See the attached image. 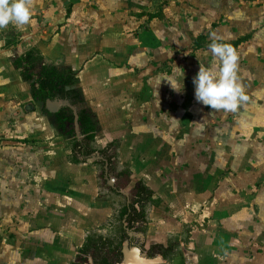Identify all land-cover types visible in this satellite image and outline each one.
Returning <instances> with one entry per match:
<instances>
[{"label": "rangeland", "instance_id": "rangeland-1", "mask_svg": "<svg viewBox=\"0 0 264 264\" xmlns=\"http://www.w3.org/2000/svg\"><path fill=\"white\" fill-rule=\"evenodd\" d=\"M32 4L30 22L0 39L71 67L84 98L72 109L90 108L98 130L87 156L77 129L61 135L30 82H15L0 40V77L13 81L0 100L24 119L11 123L21 140L0 139V264H71L87 239L112 249L124 235V264H263L264 0ZM213 40L239 56L249 100L236 112L194 98ZM141 184L152 196L133 204L145 215L133 230L121 211Z\"/></svg>", "mask_w": 264, "mask_h": 264}, {"label": "trees", "instance_id": "trees-1", "mask_svg": "<svg viewBox=\"0 0 264 264\" xmlns=\"http://www.w3.org/2000/svg\"><path fill=\"white\" fill-rule=\"evenodd\" d=\"M237 42L234 43L236 45ZM11 63L14 68L20 70L21 78L24 81L30 82V93L33 100L42 103V110L45 109L44 103L46 99H66L70 106L62 107L57 112L53 113L57 131L61 135L71 136L77 139L75 133V124H77L81 140L85 143L86 156L94 152L89 143L94 140L98 130V123L95 114L88 107H80L73 112L74 107L84 101L83 95L77 84L76 72L67 67L58 69L55 65L46 61L43 54L35 47H31L19 55L13 54L11 56ZM79 147L77 141L71 148L74 150ZM110 146V145H109ZM108 147V146H107ZM105 148L100 151L104 153ZM79 152V151H76ZM106 153V152H105ZM74 163L78 162L75 158ZM120 174H127L125 172ZM131 202L128 206H124L121 213L125 215L127 227L133 230H138L139 222L145 221L143 211L137 210L133 204L141 203L142 201L151 198L152 192L143 184L135 187L130 192ZM150 195V196H149ZM127 236L121 237L118 246L109 249L105 246L107 242H100L96 246L90 239H87L83 245L77 250L74 261L71 264H114L121 261L122 258V243ZM161 248V245H151L150 250ZM103 253V255H101ZM158 253V251H155ZM91 256V259H89Z\"/></svg>", "mask_w": 264, "mask_h": 264}, {"label": "clouds", "instance_id": "clouds-1", "mask_svg": "<svg viewBox=\"0 0 264 264\" xmlns=\"http://www.w3.org/2000/svg\"><path fill=\"white\" fill-rule=\"evenodd\" d=\"M33 13L32 0H0V29L10 23L17 26L30 22ZM211 60L200 63L198 72L192 78L194 98L202 105L209 106L214 111L236 112L248 100L245 87L240 82L238 74L239 56L233 46L220 40H213L208 45ZM179 68V67H178ZM177 90L176 82L165 76L171 86Z\"/></svg>", "mask_w": 264, "mask_h": 264}, {"label": "crops", "instance_id": "crops-1", "mask_svg": "<svg viewBox=\"0 0 264 264\" xmlns=\"http://www.w3.org/2000/svg\"><path fill=\"white\" fill-rule=\"evenodd\" d=\"M0 40H1V42L4 40L3 41V44L1 45V49L2 50L7 51L8 48L10 49V55L7 58V61H8L7 63L9 64L10 68H12L13 70H16L17 75L15 77V82H20V83H22V82H28V81H24L21 78L20 70L14 68L13 65H12V63H11V60H10L11 59V56L13 54L19 55V54L22 53V52H18L17 51L18 39H16L15 42L7 41L4 38H2ZM5 76L6 75L0 77V83L2 85H4V86L5 85L10 86V84H12L13 81L9 77H5ZM29 92H30V90H29ZM30 97H31V93H30ZM4 106H6L8 108V110H9V112L7 113V115L4 112V108H2ZM72 107H70V108L72 109ZM13 108H15V107H14V105H12V101H9V102L5 103L3 99L0 100V139H2V138H13L14 137L15 138L14 140H17V141L21 140L20 139L21 135L18 134V133H14V131H16V130H14V129L11 128V123L14 121L17 124H20L21 122L24 121V119H23V115L22 114L21 115L20 114L16 115V113H15L16 109H13ZM11 109H13L12 111H13L14 114L13 113L10 114ZM74 110H73V112H76ZM75 131H76V124H75ZM78 134H79V132H78ZM78 134H76V135H78ZM261 262H263V264H264V260H261Z\"/></svg>", "mask_w": 264, "mask_h": 264}, {"label": "water", "instance_id": "water-1", "mask_svg": "<svg viewBox=\"0 0 264 264\" xmlns=\"http://www.w3.org/2000/svg\"><path fill=\"white\" fill-rule=\"evenodd\" d=\"M45 108L51 112L55 113L57 112L60 108L70 106L69 101L66 99H46L44 103ZM76 129L78 130L77 124H76ZM124 253V251H121ZM93 264V263H90ZM114 264H124L123 259L122 262L114 263ZM128 264V263H127ZM130 264H152L151 261L146 260V259H141L137 263H130Z\"/></svg>", "mask_w": 264, "mask_h": 264}]
</instances>
